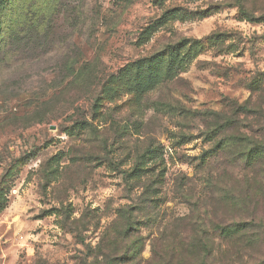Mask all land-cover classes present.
<instances>
[{
	"label": "rangeland",
	"instance_id": "374dc122",
	"mask_svg": "<svg viewBox=\"0 0 264 264\" xmlns=\"http://www.w3.org/2000/svg\"><path fill=\"white\" fill-rule=\"evenodd\" d=\"M239 2L20 3L21 12L43 9L35 18L43 28L33 31L20 17L8 29L15 39L0 42V264H103V255L121 256L136 240L149 260L167 223L189 215L196 201L205 205L208 179L243 174L224 156L207 167L198 159L213 146L206 132L222 119L204 113L241 116L251 97L255 112L264 110V92L250 90L256 80L264 89V21L245 19ZM243 2L250 15L264 17V0ZM183 41L201 43L185 49L168 79L166 52ZM155 56L164 75L153 90L112 81ZM258 119L263 124L264 115ZM148 150L158 154L146 177L162 181L156 192L133 188L128 178ZM125 206L143 227L123 241L127 219L114 221ZM87 214L88 229L71 225ZM241 214L226 219L249 220L250 212ZM105 237L106 248H98ZM242 254V264H264V241Z\"/></svg>",
	"mask_w": 264,
	"mask_h": 264
},
{
	"label": "trees",
	"instance_id": "16d2710c",
	"mask_svg": "<svg viewBox=\"0 0 264 264\" xmlns=\"http://www.w3.org/2000/svg\"><path fill=\"white\" fill-rule=\"evenodd\" d=\"M23 1L0 0V42L2 41L5 47L9 40L15 39L13 34L15 32H8V29L14 28L20 17L30 21L33 31L43 28L41 23L35 21L43 9L35 12L34 9L32 10L33 7H30L27 11L24 10L25 13L21 12L20 3ZM239 6L241 15L249 22L264 21V17H255L246 12L243 0H240ZM4 27H6L5 31ZM4 33H6L5 37ZM223 38L219 36L208 39L215 43L218 40L222 41ZM190 43L183 41L166 52L168 79L176 73V67H180L183 63L182 56H185L183 54L185 49L188 48L189 51L196 49L201 42ZM2 45L0 43V50ZM162 63L161 56L136 61L128 65L118 78L113 77L112 81L129 82L130 86H135L140 93H146L160 83L164 75L161 72ZM261 83V80H256L251 84L252 94L264 92ZM252 100L253 97L239 106L241 116H223L217 112L204 113L205 116L222 119L206 132V138L213 146L198 157L200 165L207 167L212 160L224 156L231 170L240 167L243 174L237 176L230 171L208 179L205 182L206 193L202 196L205 203L202 207L205 210L200 202L196 201L189 215L175 218L172 223H167L169 227L164 236L156 237L151 242L149 260L143 259L144 250L141 246L139 248V242L136 240L121 256L103 255V264H242V251L245 249L254 251L264 241V220L259 216L260 208L264 209V121L260 124L261 119H258L264 115V110L260 107L259 112H255L257 108L253 109L256 106L252 104ZM254 125H258L259 129L255 131ZM156 153L148 150L137 160L132 173L128 175V178L134 179L130 182L133 188H146V190L155 188L154 192H156L157 186L162 185V181L158 179L151 181L146 178L151 172L147 165L158 158ZM247 211L250 212L249 220L229 222L226 219L230 214L242 215L241 213L245 214ZM89 217L90 214L83 215L79 219L72 220L71 225L84 222L88 229ZM133 217L131 208L126 206L120 208L114 222L121 218L127 219L120 240L132 239L134 236L132 232H139L142 229L141 221L137 218L134 220ZM106 230L105 236L108 228ZM77 238L80 239L81 244H85L81 233L77 232ZM105 241L106 237L98 244V248L105 249Z\"/></svg>",
	"mask_w": 264,
	"mask_h": 264
}]
</instances>
